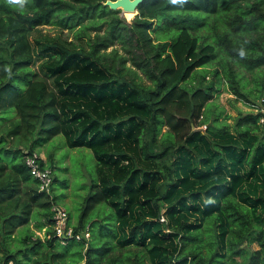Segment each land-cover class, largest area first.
Listing matches in <instances>:
<instances>
[{
  "label": "trees",
  "instance_id": "1",
  "mask_svg": "<svg viewBox=\"0 0 264 264\" xmlns=\"http://www.w3.org/2000/svg\"><path fill=\"white\" fill-rule=\"evenodd\" d=\"M105 1L24 0L21 6L0 0V264H264V160L257 157L264 153V72L259 81L253 76L250 98L230 71L237 64L254 73L264 64V0H141L129 22ZM44 23L78 26L77 35L104 25L103 32L90 37L87 50L61 47L66 60L58 66L66 68L69 57L80 53L101 68L59 71L53 82L40 75L31 66L29 34ZM201 27L209 31L198 32ZM259 27L261 36H238V29ZM114 42L125 53L105 50ZM214 58L219 66L212 77L205 80L202 74L188 84L193 72ZM223 75L232 92L249 104L232 129L242 139L256 138V169L240 174L232 160L239 142L234 147L222 143L198 162L186 154L179 177L175 165L182 146L193 127L204 122V108ZM127 103L133 112L117 116ZM230 126L215 116L210 130L227 135ZM59 133L70 146L89 147L96 158L97 175L76 226H89L86 244L75 239L61 244L52 234L51 199L38 190L24 163L25 149ZM181 185L195 188L191 198L182 197V206L189 209L190 199L196 210L203 201L210 204L199 223L185 224L177 233L167 256V240L160 234L169 222L160 221L161 206ZM101 202L112 209V223L103 217L87 220ZM31 221L34 228H44V236L35 234Z\"/></svg>",
  "mask_w": 264,
  "mask_h": 264
},
{
  "label": "rangeland",
  "instance_id": "2",
  "mask_svg": "<svg viewBox=\"0 0 264 264\" xmlns=\"http://www.w3.org/2000/svg\"><path fill=\"white\" fill-rule=\"evenodd\" d=\"M120 9V18H122L124 22H129L132 19L135 11H127L123 8ZM208 18L211 22L215 19L213 15L208 16ZM220 22L221 21H218V24H220ZM207 25H209V23ZM225 25L226 23L224 22L223 26ZM77 28L78 26L73 28H65L56 24L47 23L37 25L29 34L34 48V61L31 65L32 68L40 73V75H45L46 77H48L51 82H53V77L55 76L56 72L59 71L67 73H82L86 72L87 70H90L92 72L96 70L97 72V68H101V66L96 63V61H93V64L87 63L84 59L86 55L80 53H73V55H71L68 59L70 62L69 65L66 68L58 69V66L64 65L66 60V58L62 54L61 47L67 48L69 50H87L89 48L88 42L90 40V37H93L96 31H104V25H102L99 29L89 28L86 30V34L81 33V35H77ZM208 31L209 30L205 27H201L198 29V32L200 33ZM262 32L263 30L261 27L256 29L252 28L250 32H244L242 29H238V36L240 35L242 40H246L250 35L253 37L261 36ZM113 48H117V51L119 53H125V51L120 47V44L117 42L109 45L105 50L108 52ZM125 64L131 66L130 61H126ZM218 66L219 64L217 58H214L210 63L196 69L192 74L193 78L190 80V82H188V84H195L202 74L205 77V80L210 79L212 77V70ZM86 67L88 69H86ZM232 67L233 68H231L230 71H233L236 77L239 79L242 90L245 94L248 93L249 87L254 85L255 83L252 79L253 76L255 75L257 80L259 81V79L262 77V73L264 72V64L261 65V68L256 69L254 73L246 69L244 66H240L237 64H233ZM137 71L138 73H140L141 77L145 79L141 72L139 70ZM98 78L101 79L102 77ZM228 79V76H222V81L220 82L217 90H215L213 96L210 98V101L207 102V105L204 108L202 116L204 122L196 127H193L194 134L191 136V138H188L185 145L182 146L185 148V150L182 151V157L179 158L178 163L175 165L176 174L179 175V177L183 175L181 167L183 166V164H185L183 157L186 158V154L187 156L196 158V162H198L200 160V157L208 151L213 152L214 149H220L222 147V143L234 147V144L236 142H239V146H237V148H239L240 150L238 149L239 152L237 157H233L232 160L236 161L235 165L239 163L236 168L238 169L240 174L247 175L250 172L251 175L253 167L256 169L255 164L257 163V161L253 160L257 154V147L252 151V147L256 138L254 136H251L248 139H242L238 137L232 129V125L235 122L236 116L247 112V110H250L249 104L245 102L242 96H239L238 94L232 92L229 86ZM114 80L116 82V85L118 79ZM247 95L252 98V96H250L249 94ZM124 104L125 101H122V105ZM126 105L127 106L122 107L117 116L123 115L125 117V115L133 112L132 107L131 109L127 108L128 106H130V104L127 103ZM141 114L147 115L143 111H141ZM215 116H218L220 120H223L224 122L231 125L229 131V133L231 134L220 135L210 130V123ZM34 148L36 151L42 154L43 163L51 169V174L53 176L51 189L53 195L56 196L55 201L66 207L70 215V222L77 226L79 213L84 203V199L89 192L91 180L97 175L95 171L96 158L94 157L92 150L85 145L70 146L66 142L65 136L61 133L53 136L49 140L44 141L40 145L34 146ZM214 154L216 153L214 152ZM210 155L211 154H209V156ZM257 157L259 161L262 162L264 160V153H262L260 150V153H258ZM218 161L219 159L217 158L215 162L217 163ZM251 164L254 166H252ZM231 177V174H229L227 178ZM254 179L257 178L254 177ZM258 179V182H262L261 177H259ZM200 180L202 181L203 179ZM180 188L181 191L178 194L170 192L161 206L160 221L161 216H163L164 220H167L163 222H166L167 224L169 222V224L166 226L167 228L163 227L161 231L162 234H160V237L165 235L163 237H165L167 240L164 242L167 244L165 252L167 256L170 248L174 247L176 241H178L177 233H182L184 227L189 223H199L202 220V211L208 204H210L203 201L199 204V209L196 210L194 205L195 201H192V199H190V203H188V207L190 208L187 209V207H184L181 204V202L183 201L182 197L186 196L191 198V195L189 193L191 192V190H195V188H183V185H181ZM196 189L199 188L196 187ZM201 193L203 194V191H201ZM185 200L187 199L185 198ZM213 200L215 201L216 199H211V202H214ZM175 204L176 207L180 209L177 210V208H175L171 217L170 208ZM192 208H194V210H192ZM258 209L262 211V208L260 209L259 206ZM179 212H182L184 215L180 216ZM98 217H103L106 221L112 223V209L109 206H106L103 202L96 204L95 207L90 211L87 220L91 221L93 218ZM181 221L182 223H180ZM29 227L31 229H34L35 234L40 236L42 235L41 230H37V228H34L32 221L29 224ZM129 228L130 226L127 227V229ZM92 229H94V231L92 232L95 236L96 233H98V226L94 224L92 226ZM169 231L175 232L173 233V236L170 235L171 233ZM38 232H40L41 234H39ZM11 245H14L13 242H11ZM253 247H256L255 243L253 244ZM237 258L239 257L237 256Z\"/></svg>",
  "mask_w": 264,
  "mask_h": 264
},
{
  "label": "built area",
  "instance_id": "3",
  "mask_svg": "<svg viewBox=\"0 0 264 264\" xmlns=\"http://www.w3.org/2000/svg\"><path fill=\"white\" fill-rule=\"evenodd\" d=\"M263 118L261 117L260 120ZM24 163L27 166L30 175L36 181L39 191L48 194L51 199V229L52 234L57 237L61 244H65L69 239L82 240L85 244L90 237L89 226L85 225L77 228L75 224L70 222L69 213L65 206L54 200L51 184L53 176L51 169L43 163V156L35 149L24 150ZM161 220L164 217L161 216ZM44 228L42 229V236H44ZM41 234L40 232H38Z\"/></svg>",
  "mask_w": 264,
  "mask_h": 264
},
{
  "label": "water",
  "instance_id": "4",
  "mask_svg": "<svg viewBox=\"0 0 264 264\" xmlns=\"http://www.w3.org/2000/svg\"><path fill=\"white\" fill-rule=\"evenodd\" d=\"M140 1L141 0H106L105 4L112 9L123 8L127 11H135Z\"/></svg>",
  "mask_w": 264,
  "mask_h": 264
},
{
  "label": "clouds",
  "instance_id": "5",
  "mask_svg": "<svg viewBox=\"0 0 264 264\" xmlns=\"http://www.w3.org/2000/svg\"><path fill=\"white\" fill-rule=\"evenodd\" d=\"M10 2H12V3H16V4H20L21 6L23 5V3H24V0H10ZM178 2V0H172V3L173 4H175V3H177ZM241 55H243V53H241Z\"/></svg>",
  "mask_w": 264,
  "mask_h": 264
},
{
  "label": "crops",
  "instance_id": "6",
  "mask_svg": "<svg viewBox=\"0 0 264 264\" xmlns=\"http://www.w3.org/2000/svg\"><path fill=\"white\" fill-rule=\"evenodd\" d=\"M38 230V229H37ZM41 231H42V229H41ZM42 236V235H41Z\"/></svg>",
  "mask_w": 264,
  "mask_h": 264
}]
</instances>
